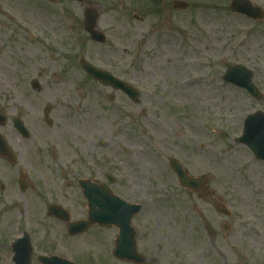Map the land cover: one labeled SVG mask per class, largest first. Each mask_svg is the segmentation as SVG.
<instances>
[{
	"label": "rangeland",
	"instance_id": "rangeland-1",
	"mask_svg": "<svg viewBox=\"0 0 264 264\" xmlns=\"http://www.w3.org/2000/svg\"><path fill=\"white\" fill-rule=\"evenodd\" d=\"M174 1L188 9H175ZM231 1L0 0V109L8 118L0 132L19 156L17 166L0 159V264H13L12 244L24 232L33 244L32 264H41L42 255L130 264L113 256L117 228L95 226L72 238L48 215L59 205L72 221L86 220L78 182L109 185L106 173L116 179L111 189L118 197L143 206L132 225L146 264H264V162L235 142L243 119L264 111V102L257 105L223 81L228 67L244 65L264 94V21L234 14ZM250 1L264 11V0ZM85 7L99 11L105 44L85 32ZM80 56L138 89L141 104L93 81ZM72 73L68 93L59 92ZM189 81L199 83L189 87ZM91 107L98 121L88 118ZM14 118L30 139L17 134ZM169 158L191 177L207 179L211 195L183 189ZM20 171L31 186L24 194ZM219 204L230 218L216 212ZM196 212L215 228V240ZM223 225L231 230L223 232Z\"/></svg>",
	"mask_w": 264,
	"mask_h": 264
},
{
	"label": "water",
	"instance_id": "water-1",
	"mask_svg": "<svg viewBox=\"0 0 264 264\" xmlns=\"http://www.w3.org/2000/svg\"><path fill=\"white\" fill-rule=\"evenodd\" d=\"M83 4L85 0H71ZM234 13H241L247 15L252 19H264L263 11L254 7L250 0H233L231 3ZM174 7L180 10H186L188 5L186 3L176 1ZM85 30L89 33L92 41L97 43H105L107 38L101 32L96 30L97 22L99 20V12L91 7L85 10ZM81 64L84 70L94 80L104 83L110 86L114 90H119L125 93L134 103L139 104L140 94L139 92L126 84L123 81L113 77L109 72L99 70L93 67L91 64L81 59ZM224 81L231 83L235 86L246 89L252 96L259 99L260 93L252 82L253 73L243 66H234L230 68L224 75ZM33 89L40 90L39 83L37 81L32 82ZM49 110L45 112L48 117ZM7 118L0 114V126L4 125ZM47 123L51 122L47 118ZM15 128L22 134L24 138H29V132L24 127L23 123L19 119L14 120ZM240 144L247 145L254 153L255 157L259 160H264V114L257 113L250 116L245 121V128L243 136L237 140ZM0 156L9 158L13 163L17 162L15 155L11 153L7 146L6 140L0 134ZM169 165L174 173L177 175L179 184L185 188L193 191L202 190L207 179L191 178L184 167L176 160L169 159ZM107 179L114 184L116 181L107 175ZM22 190L25 188V182H20ZM81 187L84 190L85 197L88 200L90 211L89 220L85 222H79L69 225V232L71 235L83 234L92 225H101L104 227L116 226L119 229V237L117 239V246L114 255L120 260L133 261L142 263L143 259L137 254L136 251V232L131 227V221L136 216L142 207L139 205L128 204L122 201L120 198L111 194V191L107 187L99 188L92 185L89 182L81 181ZM205 196L209 195V192L203 191ZM218 212L224 215H229V212L224 207L219 206ZM50 212L61 218L64 221H69L68 214L56 207H51ZM204 222L205 230L210 236H214L215 232L212 227L206 222L205 217L200 216ZM226 229V227H225ZM31 247L28 237L20 240L14 246L15 256L13 261L15 264H30ZM42 264H72L66 260L58 257H40Z\"/></svg>",
	"mask_w": 264,
	"mask_h": 264
},
{
	"label": "bare ground",
	"instance_id": "bare-ground-1",
	"mask_svg": "<svg viewBox=\"0 0 264 264\" xmlns=\"http://www.w3.org/2000/svg\"><path fill=\"white\" fill-rule=\"evenodd\" d=\"M75 80H76V75L73 73L69 74L67 77V80L61 84L59 92H62V93L65 92L67 94L69 85H72ZM198 83H199L198 81H189L185 83V85L189 87H193V86H197ZM8 86H9L8 84H2L3 89L7 88ZM89 110L91 113H88V118H90L91 121H98V113L95 111V108L91 107Z\"/></svg>",
	"mask_w": 264,
	"mask_h": 264
},
{
	"label": "flooded vegetation",
	"instance_id": "flooded-vegetation-1",
	"mask_svg": "<svg viewBox=\"0 0 264 264\" xmlns=\"http://www.w3.org/2000/svg\"><path fill=\"white\" fill-rule=\"evenodd\" d=\"M83 15H84V13H83ZM238 89V88H237ZM242 91H244V90H242ZM246 92V91H245ZM119 93H121V92H119ZM247 93V92H246ZM122 94V93H121ZM248 94V93H247ZM124 97H126L124 94H122ZM249 95V94H248ZM250 96V95H249ZM108 98L109 99H112V101H114L115 100V95H109L108 96ZM127 98V97H126ZM128 99V98H127ZM250 99L251 100H253V102L254 103H256L257 105H260V104H262L263 102H264V94H262L261 95V100H256V99H254L253 97H251L250 96ZM129 100V99H128ZM256 112H259V111H256ZM256 112H254V113H256ZM261 112H263L264 113V111H261ZM253 113V114H254ZM249 115H247V117H248ZM246 117V118H247ZM244 121H245V119H243V123H244ZM19 135V134H18ZM20 136V135H19ZM3 160V159H2ZM3 161H5V162H7L8 163V161L7 160H3ZM20 173H21V171L19 172V175H20ZM18 179H19V177H18ZM28 181V180H27ZM29 183V182H28ZM18 184H20V182L18 181ZM19 187V186H18ZM31 187V186H30ZM19 190H20V188H19ZM20 193L21 194H24L23 192H21V190H20ZM228 226V228H229V230H231V226L230 225H227ZM258 239H259V236L256 234V239L255 240H253V242H254V248H257L258 246H257V244H258ZM13 245V244H12ZM4 246V243L3 242H1L0 241V249L2 248ZM11 249H12V247H11ZM241 262V261H240ZM241 264H250V263H248L246 260H244V261H242L241 262Z\"/></svg>",
	"mask_w": 264,
	"mask_h": 264
}]
</instances>
